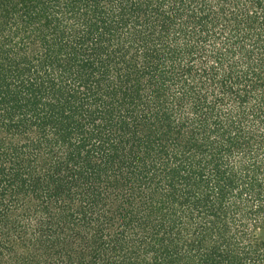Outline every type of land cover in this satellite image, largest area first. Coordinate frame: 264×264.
Returning a JSON list of instances; mask_svg holds the SVG:
<instances>
[{
	"label": "trees",
	"instance_id": "obj_1",
	"mask_svg": "<svg viewBox=\"0 0 264 264\" xmlns=\"http://www.w3.org/2000/svg\"><path fill=\"white\" fill-rule=\"evenodd\" d=\"M0 264H264V0H0Z\"/></svg>",
	"mask_w": 264,
	"mask_h": 264
}]
</instances>
